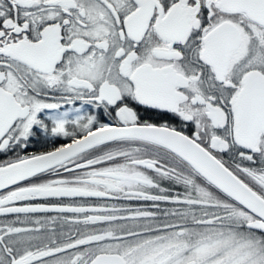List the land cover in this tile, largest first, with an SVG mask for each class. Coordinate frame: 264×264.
I'll use <instances>...</instances> for the list:
<instances>
[{
  "label": "snow or ice",
  "instance_id": "6c2138e0",
  "mask_svg": "<svg viewBox=\"0 0 264 264\" xmlns=\"http://www.w3.org/2000/svg\"><path fill=\"white\" fill-rule=\"evenodd\" d=\"M0 264H264V0H0Z\"/></svg>",
  "mask_w": 264,
  "mask_h": 264
}]
</instances>
